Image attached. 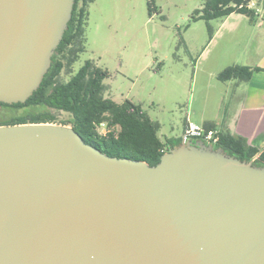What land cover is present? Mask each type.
Returning a JSON list of instances; mask_svg holds the SVG:
<instances>
[{
  "label": "water",
  "instance_id": "water-1",
  "mask_svg": "<svg viewBox=\"0 0 264 264\" xmlns=\"http://www.w3.org/2000/svg\"><path fill=\"white\" fill-rule=\"evenodd\" d=\"M74 0H0V101L40 85ZM0 264H264V165L201 139L157 163L68 124L0 125Z\"/></svg>",
  "mask_w": 264,
  "mask_h": 264
},
{
  "label": "rangeland",
  "instance_id": "rangeland-1",
  "mask_svg": "<svg viewBox=\"0 0 264 264\" xmlns=\"http://www.w3.org/2000/svg\"><path fill=\"white\" fill-rule=\"evenodd\" d=\"M204 1L92 0L87 6L84 49L60 79H68L85 60H91L108 71L103 80L105 97L141 104L159 124L162 141L182 137L186 116L196 123L193 110L203 104L202 94L210 92L208 81L217 82L208 72L215 67L222 17L208 23L193 19ZM32 111V107H17L4 112Z\"/></svg>",
  "mask_w": 264,
  "mask_h": 264
},
{
  "label": "trees",
  "instance_id": "trees-1",
  "mask_svg": "<svg viewBox=\"0 0 264 264\" xmlns=\"http://www.w3.org/2000/svg\"><path fill=\"white\" fill-rule=\"evenodd\" d=\"M92 0H74L71 17L62 39L51 57V64L40 85L24 102L4 103L0 101V125L53 122L68 124L84 142L93 145L107 155L128 157L154 165L161 154L180 142L178 138L162 141L158 136L159 124L150 119L141 104L129 99L118 103L104 96L106 69L85 60L68 79H60L62 71L70 72L73 62L83 51V32L87 19V6ZM250 0H205L201 10H196L193 19L209 20L223 17L231 12L244 13L252 17L254 8ZM149 10L151 9L148 1ZM264 6V0H263ZM201 12V13H200ZM200 13V14H199ZM252 68L243 65H228L220 70L219 80L238 78L247 80ZM32 107L26 114L8 115V108ZM57 113L62 114L61 118ZM103 125L105 131L101 132ZM215 147L240 159L252 160L264 165V149L249 146L241 136L219 131ZM257 157H254L257 154Z\"/></svg>",
  "mask_w": 264,
  "mask_h": 264
},
{
  "label": "crops",
  "instance_id": "crops-1",
  "mask_svg": "<svg viewBox=\"0 0 264 264\" xmlns=\"http://www.w3.org/2000/svg\"><path fill=\"white\" fill-rule=\"evenodd\" d=\"M257 1L249 2L255 9L252 17L239 12L222 17L219 28L223 27V33L216 46L215 67L208 72L217 82L208 81L210 92L202 94L203 104L193 112L196 124L204 129L241 136L249 146L261 151L264 149V6L263 0ZM228 65H243L253 70L247 80L217 79V73Z\"/></svg>",
  "mask_w": 264,
  "mask_h": 264
},
{
  "label": "built area",
  "instance_id": "built-area-1",
  "mask_svg": "<svg viewBox=\"0 0 264 264\" xmlns=\"http://www.w3.org/2000/svg\"><path fill=\"white\" fill-rule=\"evenodd\" d=\"M248 6H252V4H249ZM101 127H104L101 125ZM100 131L104 132L105 130ZM183 139H190V140H196L201 139L204 142L216 144L219 138V130L217 129H204L200 125L192 122L189 120L188 117H186L185 127L182 135ZM258 153L254 155V157H257Z\"/></svg>",
  "mask_w": 264,
  "mask_h": 264
}]
</instances>
